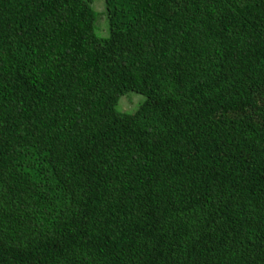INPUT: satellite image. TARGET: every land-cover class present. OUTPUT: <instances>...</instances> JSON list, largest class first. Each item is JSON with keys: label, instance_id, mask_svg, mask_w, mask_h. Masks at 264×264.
Listing matches in <instances>:
<instances>
[{"label": "trees", "instance_id": "obj_1", "mask_svg": "<svg viewBox=\"0 0 264 264\" xmlns=\"http://www.w3.org/2000/svg\"><path fill=\"white\" fill-rule=\"evenodd\" d=\"M98 1L0 0V264H264V0Z\"/></svg>", "mask_w": 264, "mask_h": 264}, {"label": "rangeland", "instance_id": "obj_2", "mask_svg": "<svg viewBox=\"0 0 264 264\" xmlns=\"http://www.w3.org/2000/svg\"><path fill=\"white\" fill-rule=\"evenodd\" d=\"M94 4H95V8L97 11H102L103 5L100 1L95 0ZM102 21L103 20L101 19L99 22L100 27L98 28H99L100 33L104 34V29H103L104 23ZM141 101H142V96L129 92L120 97V99L118 100L116 104L115 109L121 112L132 113L136 109L137 104Z\"/></svg>", "mask_w": 264, "mask_h": 264}]
</instances>
